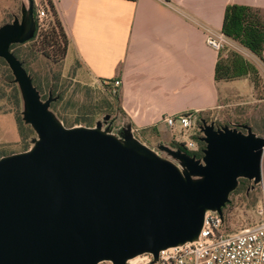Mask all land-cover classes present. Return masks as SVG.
I'll return each instance as SVG.
<instances>
[{
	"label": "water",
	"instance_id": "obj_1",
	"mask_svg": "<svg viewBox=\"0 0 264 264\" xmlns=\"http://www.w3.org/2000/svg\"><path fill=\"white\" fill-rule=\"evenodd\" d=\"M0 27V57L37 136L0 157V264H127L198 239L207 211L230 201L240 178L263 179L264 136L247 124L202 121L201 159L161 144V156L124 127L66 126L10 49L35 32L34 3ZM245 129L246 131H244Z\"/></svg>",
	"mask_w": 264,
	"mask_h": 264
},
{
	"label": "crops",
	"instance_id": "obj_2",
	"mask_svg": "<svg viewBox=\"0 0 264 264\" xmlns=\"http://www.w3.org/2000/svg\"><path fill=\"white\" fill-rule=\"evenodd\" d=\"M52 2L69 39L64 61L78 62L92 81L121 80L124 126L134 134L151 128L157 133L173 130L164 116L212 111L221 106L223 95L255 91L249 77L216 79L219 52L208 45L207 34L222 32L228 5L264 9V0ZM230 48L257 58L234 41ZM259 61L261 65L255 63L264 77ZM17 132L18 137H12L7 128H0L3 149L20 150L18 127Z\"/></svg>",
	"mask_w": 264,
	"mask_h": 264
},
{
	"label": "trees",
	"instance_id": "obj_3",
	"mask_svg": "<svg viewBox=\"0 0 264 264\" xmlns=\"http://www.w3.org/2000/svg\"><path fill=\"white\" fill-rule=\"evenodd\" d=\"M46 2L50 12V22L47 24L46 28H41L39 26L37 8L34 4L35 32L29 41H35L33 46L44 59L50 63L57 64L63 61L67 55L69 39L62 22L60 21L54 3L52 0H46ZM221 31L231 41L238 43L264 63V9L240 4L228 5L225 9ZM23 44H12L10 49L23 63L24 68L32 77L33 84L40 92L42 99L46 100L49 98L50 94L57 98L51 102L50 109L66 126L72 127L76 125H85L93 127L100 122L99 119L102 117L105 119L104 122L109 124L107 129L111 131L115 129L114 119H116L119 114H121L122 117H125L121 108L120 94H112L110 90L111 80L107 82L101 80V84L104 89H106L110 98L96 99L85 93V96H83V99L80 100V102H77L78 100L74 102L75 93L71 95L68 94V88L61 83L59 75H51L49 71L44 79H37L36 75H34L28 66V56L31 57L32 49L24 51L22 49ZM0 67L3 71L1 82L5 87L1 86V88L3 87V91L0 93V99H7L11 107L10 110L4 111V113H11L15 117L20 134L19 151H25L32 146V140L37 134L33 127L23 119L22 112L24 108L20 87L15 81L9 65L2 57H0ZM245 77L250 78L254 90L258 89L262 84V76L256 63L249 59L244 53L230 47L225 50V52H219L216 68V79L218 81H233ZM44 89H46V91L48 90V96L44 95ZM63 102H65V107L62 109L61 103ZM72 104H79L80 106L74 119H70L65 113V110L69 109ZM207 112L208 111L198 113V126H200L204 120L207 122L209 121L207 115H205ZM123 123L124 122H122V124ZM229 123L230 122H228V124ZM244 124L251 126L255 132L254 126L248 120L237 122L234 126H242ZM155 130V128H151L142 133L150 131L155 132ZM243 130L246 131L245 129ZM197 131V134L192 136V139L198 146L195 150L187 148L184 141L172 140L165 145L170 146L173 149H180L188 155L201 159L204 155L203 150L206 147V143L201 140L202 131ZM10 153L13 152L3 149L2 145H0V157ZM247 182L251 181L246 178H240L237 188L232 193L245 187ZM254 186L255 185L249 187L246 185L247 192L254 188Z\"/></svg>",
	"mask_w": 264,
	"mask_h": 264
},
{
	"label": "rangeland",
	"instance_id": "obj_4",
	"mask_svg": "<svg viewBox=\"0 0 264 264\" xmlns=\"http://www.w3.org/2000/svg\"><path fill=\"white\" fill-rule=\"evenodd\" d=\"M40 2V1H39ZM34 3V0H33ZM28 0H0V27L6 23L12 21L15 17L22 18L23 7H28ZM35 4V3H34ZM50 19L46 20L48 24ZM35 41H29L22 45L24 51L32 49L31 57L28 56V66L36 75L37 79H44L47 73L50 71L51 75H59L61 83L68 88V94L74 95V102H80L85 96V93L95 97L96 99L110 98L106 89H104L101 81H92L83 72V66L78 62L73 65L67 64L64 60L60 63L54 64L48 62L42 57V55L33 46ZM249 59L261 65V62L252 55H246ZM30 57V58H29ZM2 68L0 67V93L3 91V84L1 82ZM261 74V73H260ZM262 76V75H261ZM1 86H3L1 88ZM5 88V87H4ZM44 95L48 96V90L44 89ZM109 96V97H108ZM221 106L215 110L205 113L209 121L214 122L216 126L231 125L241 121H250L254 126L255 133L260 136H264V77L262 76L261 86L254 91L252 95L231 93L222 96ZM61 107H65V102L61 103ZM76 105V106H74ZM79 104H72L69 109L65 110V113L70 119H74L79 110ZM10 104L7 99H0V128L8 129L12 137H18L17 127L13 115L11 113H4V111L10 110ZM3 114V115H2ZM123 118V119H122ZM103 129H107V124L104 118H100ZM124 122L122 124V122ZM228 122H230L228 124ZM125 125V117L121 114L114 119V130L109 132L122 137V130ZM85 126V125H84ZM196 132V129H194ZM193 130L182 131L180 125L177 124L173 130H165L162 133L145 132L135 133L144 144L150 148L155 149L161 156L171 158L169 155L161 150L158 146L166 144L172 140L177 141H189ZM203 135V133H202ZM263 179L260 184H256L249 192H247L246 185L249 187L254 183L247 182L245 187H242L237 192L230 195V202L223 210L225 216V229L227 231L239 230L243 227L254 224L257 219V209L260 207L264 197V161L262 168ZM102 264H108L107 262Z\"/></svg>",
	"mask_w": 264,
	"mask_h": 264
},
{
	"label": "built area",
	"instance_id": "obj_5",
	"mask_svg": "<svg viewBox=\"0 0 264 264\" xmlns=\"http://www.w3.org/2000/svg\"><path fill=\"white\" fill-rule=\"evenodd\" d=\"M34 3L37 8L38 24L41 28H46V20L50 14L47 2L34 0ZM207 43L218 52H225L231 47V40L222 32L211 30H208ZM120 86L121 80L111 81L112 94H119ZM162 120L171 128L179 124L183 132L193 130L191 139L184 142L190 150L197 149V143L192 136L200 130L198 112L167 115ZM257 216L254 224L239 230L227 231L224 215L221 216L217 211H207L197 240L163 249L157 258L149 252L140 254L129 259L127 264H264V197L257 209ZM105 262L112 264L110 261L102 263Z\"/></svg>",
	"mask_w": 264,
	"mask_h": 264
}]
</instances>
